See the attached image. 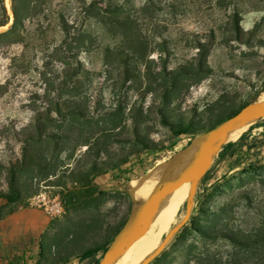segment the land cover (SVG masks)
Returning a JSON list of instances; mask_svg holds the SVG:
<instances>
[{
	"label": "rangeland",
	"instance_id": "374dc122",
	"mask_svg": "<svg viewBox=\"0 0 264 264\" xmlns=\"http://www.w3.org/2000/svg\"><path fill=\"white\" fill-rule=\"evenodd\" d=\"M92 2L137 18L135 45L150 68L141 60L135 75L112 65L114 51L108 49L119 39L83 11ZM17 5L26 25L24 41L0 40V199L18 194L37 207V196H60L64 212L49 217L39 264H86L92 256L86 252L102 255L101 247L127 221L133 181L173 160L264 86V0H18ZM4 6L8 22L0 33L15 22L13 0H4ZM63 14L81 42L65 43ZM203 53L208 69L197 72L192 65ZM62 59L71 66L68 89L61 84ZM180 66L193 74L173 82L162 73ZM63 102L72 110L80 106L86 119L61 117L56 111ZM164 117L197 134H183L174 143ZM145 137L152 149L137 142ZM186 213L187 200L164 239ZM253 229H264V117L207 173L191 218L149 264H198L191 255L196 245L228 259Z\"/></svg>",
	"mask_w": 264,
	"mask_h": 264
},
{
	"label": "trees",
	"instance_id": "16d2710c",
	"mask_svg": "<svg viewBox=\"0 0 264 264\" xmlns=\"http://www.w3.org/2000/svg\"><path fill=\"white\" fill-rule=\"evenodd\" d=\"M13 2H14L13 11H14V16H15V22L8 32L0 33V40L3 38H8V39L11 38L12 42L10 43L15 44V43L24 41L22 31L23 29L26 28V25H25V20L21 16L20 10L17 5L18 0H13ZM28 3H29L28 8L30 9L32 7L30 6L32 2L28 1ZM148 5H150V3H147V6ZM83 11L87 13L89 16L96 17L97 19H99L103 27L108 31L109 35H111L115 39H119L118 45L113 50H111L110 48L108 49L109 54L112 51H114V56H113L114 59L112 60V65L114 67L121 66L122 68H124V72H126L127 74L132 73L136 75V69H137L136 66L138 65V62L142 60L143 62H145V67L147 69L150 68V61L149 60L147 61L145 59V57L143 56L144 55L143 52H139L140 49L138 48V45H135L136 41H139V33L137 32L138 29L136 26L137 18H135V16L131 15L130 13H126L124 11H121V12L120 11H109L108 7L103 8L101 6H98L96 2H92L89 6L83 8ZM0 14H1L0 26H2L3 23L8 22L7 10L4 6V0H0ZM59 26L63 34L65 43L72 44L74 42L77 43L80 40L82 41V36L80 38L78 35H76V32L72 31V26L69 23V21L66 19V16L64 14L60 16ZM0 45H1L0 48H2V44ZM70 52H72V45H70ZM59 61L63 62L65 65V68H64L65 70L62 73L64 74L65 78L61 81V84L63 85L64 89H68L69 87L67 85L71 83L72 81L70 80V76H69L71 66H69V63L67 62V60L62 59ZM67 66H69V70H67L68 69ZM184 67L185 66H180L176 70H168V68L165 67L162 73H165L168 76V78L167 77L166 78L174 82L180 76L193 74V73H190L191 68H184ZM192 67L199 69V71L197 72H205L208 69L207 53L200 54L199 57L193 63ZM147 74H148V71H147ZM247 103H245L238 110L226 116L225 118L220 120L217 124L212 126L209 129V132L218 128L220 125L224 124L225 122L233 119ZM64 106L65 108H67V110H64ZM56 113L60 114L61 117H66L68 114H65V113H69L70 115H73L74 119H77V120L86 119V115L80 106L72 110V109H69L68 102H63L61 104L58 103ZM47 115H48L47 120L51 122V120H53L52 111L48 110ZM38 120L41 121L40 114H39V117H37V121ZM163 124L166 126L172 127V130L176 136L174 143H176L180 139L181 135L183 134H193V135L197 134V131H195L190 125L188 124L186 125L185 123H181V124L172 123L171 124L167 117H164ZM254 127L255 126H253L251 130ZM44 128L45 127L41 125L38 127L37 131L41 134L44 131ZM53 136H54L53 133H49L48 135V137H53ZM245 136L246 134L244 135V137ZM137 142L141 145L143 149L144 148L147 150L152 149L150 148L151 146L150 141L147 139V137L142 138L141 140H137ZM211 170L209 172H211ZM205 178L206 176L204 177V179ZM88 182L90 181L88 180ZM2 197L7 199L9 202H14L18 199V194H15V196L10 195V194H4ZM124 224L121 226V228L124 226ZM121 228L118 230V232L121 230ZM118 232L116 233V235L118 234ZM202 234L206 238H209V239L217 237L214 235H208L205 232H203ZM179 235L177 236V239ZM115 236L113 237V239L111 240L109 244H105L101 247L102 255L100 259L97 260L94 264L100 263L101 258L104 256V254L108 250ZM229 239L234 241L233 236H230ZM96 252H97L96 249H91L87 251L86 253L93 255ZM191 252H192L191 255H193V257H196L198 259L197 260L198 264H264V229H258V230L253 229L251 232L244 235V239L241 242H236V245L227 254L228 259H225L224 255L221 252H211V250L207 249L206 247L204 248V252H203L199 249L197 245L191 248ZM162 254L158 256L155 260H159Z\"/></svg>",
	"mask_w": 264,
	"mask_h": 264
},
{
	"label": "water",
	"instance_id": "95a60500",
	"mask_svg": "<svg viewBox=\"0 0 264 264\" xmlns=\"http://www.w3.org/2000/svg\"><path fill=\"white\" fill-rule=\"evenodd\" d=\"M263 109L264 86L257 91L254 97L233 119L226 122L231 123V125L229 133L224 138L216 141L204 152L190 160L179 163L171 160L137 179L130 191V215L101 258L99 264H123L127 258H130V252L138 235L141 206L153 192L166 185L191 180L192 188L187 198L186 216L171 230L162 246L143 264H149L159 256L191 218L194 210V197L203 178L256 125L261 118Z\"/></svg>",
	"mask_w": 264,
	"mask_h": 264
},
{
	"label": "bare ground",
	"instance_id": "6f19581e",
	"mask_svg": "<svg viewBox=\"0 0 264 264\" xmlns=\"http://www.w3.org/2000/svg\"><path fill=\"white\" fill-rule=\"evenodd\" d=\"M261 117H264V109ZM230 125L231 123H225L208 133L195 137L185 150L175 155L172 161L183 162L204 152L229 133ZM191 188V180L166 185L158 188L143 202L137 239L130 252V258H127L123 264H143L162 246L166 239L164 235L176 220L181 206L191 193Z\"/></svg>",
	"mask_w": 264,
	"mask_h": 264
},
{
	"label": "crops",
	"instance_id": "0c3cea01",
	"mask_svg": "<svg viewBox=\"0 0 264 264\" xmlns=\"http://www.w3.org/2000/svg\"><path fill=\"white\" fill-rule=\"evenodd\" d=\"M50 230L51 221L44 209L20 199H0V264H39L42 239Z\"/></svg>",
	"mask_w": 264,
	"mask_h": 264
},
{
	"label": "built area",
	"instance_id": "2783aa9c",
	"mask_svg": "<svg viewBox=\"0 0 264 264\" xmlns=\"http://www.w3.org/2000/svg\"><path fill=\"white\" fill-rule=\"evenodd\" d=\"M36 201V206L44 209L51 219H54L55 216L64 212V207L62 206V200L60 199V196H56L52 199L41 195L36 197ZM100 257L101 255L97 257L92 255L86 264H94L100 259Z\"/></svg>",
	"mask_w": 264,
	"mask_h": 264
}]
</instances>
